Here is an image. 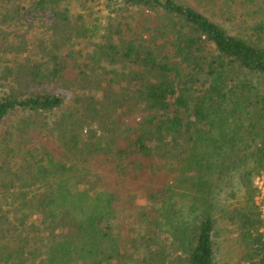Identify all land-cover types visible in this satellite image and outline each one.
Instances as JSON below:
<instances>
[{
    "label": "trees",
    "instance_id": "1",
    "mask_svg": "<svg viewBox=\"0 0 264 264\" xmlns=\"http://www.w3.org/2000/svg\"><path fill=\"white\" fill-rule=\"evenodd\" d=\"M204 1L0 0V264H216L218 211L264 264V0Z\"/></svg>",
    "mask_w": 264,
    "mask_h": 264
},
{
    "label": "rangeland",
    "instance_id": "2",
    "mask_svg": "<svg viewBox=\"0 0 264 264\" xmlns=\"http://www.w3.org/2000/svg\"><path fill=\"white\" fill-rule=\"evenodd\" d=\"M184 3L191 4L201 11H204L208 16H212L215 20L219 22L222 21L224 16L221 12H215V10L212 7H207L204 4V0H181ZM212 5V4H211ZM213 6V5H212ZM99 14L101 16L104 15V12L100 11ZM213 14V15H212ZM4 18V12L2 11V8L0 6V32L1 30H5L6 27L2 29V26L5 24L3 23ZM28 26H30L29 20ZM226 24H228V21H225ZM32 26V25H31ZM30 26V27H31ZM30 27H25L24 25H17L14 27H11L7 29L6 35H12L15 34L17 39L14 38L13 41H11L10 45H7L8 47L0 49V88L1 86L7 84L8 82L12 83H18V74L22 72H29V70H32L31 68H36L35 70L41 69L42 66L45 67L47 64V60L43 61L42 64L40 63L38 66L33 65L34 61L31 60V57L28 51H25L22 55V59L18 62V56H15L12 52L14 48L18 50V32L20 33V39L23 40L22 42L25 43V46L29 44V30ZM27 30V31H26ZM23 32V34H22ZM25 32V35H24ZM61 37V36H60ZM65 44V43H64ZM68 44V43H66ZM40 56H48L49 53L46 52L44 48L40 49ZM100 76V74H98ZM111 76H114V73L111 74ZM114 81L116 83H122L125 82L128 84V78L124 76H118L114 77ZM5 129V128H4ZM3 128L0 132H3ZM2 136L0 135V152H2V142H1ZM14 147L13 144L7 143V147ZM7 151V150H6ZM1 154V153H0ZM259 175V174H258ZM256 175L255 178L258 176ZM254 178V180H255ZM254 185V182H253ZM138 203L143 202L142 200L137 201ZM80 216V215H79ZM216 216H218V223H217V233L215 236V244H216V264H245L243 263L241 256H242V247L238 240V230L235 224L231 223L227 218L220 215V212H216ZM70 227V226H69ZM68 227V228H69ZM13 244L6 240H0V256L3 258L2 261L6 260L4 259L5 256L9 251L12 250ZM71 258L68 259L67 264H82L83 259L79 256H75L72 254L70 256ZM3 263V262H2Z\"/></svg>",
    "mask_w": 264,
    "mask_h": 264
},
{
    "label": "built area",
    "instance_id": "3",
    "mask_svg": "<svg viewBox=\"0 0 264 264\" xmlns=\"http://www.w3.org/2000/svg\"><path fill=\"white\" fill-rule=\"evenodd\" d=\"M256 193L254 196L255 203L259 209L262 225L260 232L264 235V172L260 173L254 180Z\"/></svg>",
    "mask_w": 264,
    "mask_h": 264
}]
</instances>
